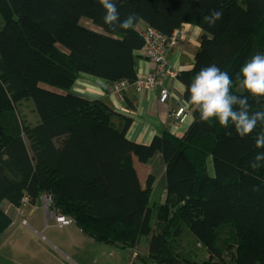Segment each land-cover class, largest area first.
<instances>
[{
    "label": "trees",
    "instance_id": "16d2710c",
    "mask_svg": "<svg viewBox=\"0 0 264 264\" xmlns=\"http://www.w3.org/2000/svg\"><path fill=\"white\" fill-rule=\"evenodd\" d=\"M116 4L120 20L135 13V26L147 21L167 37L185 23L203 29L194 67L177 74L187 102L199 70L216 64L232 77V93L248 96L252 111L261 109L240 69L264 55V0ZM212 10L223 12L215 26L204 19ZM104 15L98 0H0V233L24 197L34 203L47 194L55 212L88 237L136 247L135 264H264V161L251 167L264 152L255 147L264 124L241 139L216 118L201 122L188 102L194 121L183 137L162 130L150 144L130 140L131 118L70 92L83 74L111 85L138 79L144 39L136 28L108 26ZM83 17L100 30L82 25ZM30 100L35 124L18 109ZM158 152L166 163L167 198L154 208L152 178L142 186L135 157L145 163ZM190 246L205 248L207 257L187 255Z\"/></svg>",
    "mask_w": 264,
    "mask_h": 264
},
{
    "label": "crops",
    "instance_id": "0c3cea01",
    "mask_svg": "<svg viewBox=\"0 0 264 264\" xmlns=\"http://www.w3.org/2000/svg\"><path fill=\"white\" fill-rule=\"evenodd\" d=\"M93 29L100 30L99 28ZM203 34V29L197 25L185 23L182 26L178 44L168 48L166 52L169 73L162 74L163 84H159L154 90L146 88L140 91L136 85L130 84L122 90V97H120L111 89V84L105 79L83 74L77 79L70 92L86 99L101 100L116 113L131 118L132 123L127 137L136 143L150 144L154 136L162 130H167L177 137H183L194 121V117L187 124L180 125L171 115V111L179 106L188 105V102L185 99L184 83L177 75L170 72L189 71L194 67V56L201 46ZM155 70L156 65L153 60L143 56L139 58L138 75H145ZM162 87L167 88L170 92L169 100L165 103L159 101ZM135 166L143 187H146L149 178H152L151 206L155 208L164 203L167 198V176L166 163L162 154L155 153L145 163L135 157ZM45 196L46 194L42 195L34 203L29 201L26 205L36 208L41 205L45 215L52 218L59 227H63L57 223L56 212L52 206L46 204ZM20 209V206L16 208V213H22L23 209ZM79 229L81 230L80 227Z\"/></svg>",
    "mask_w": 264,
    "mask_h": 264
},
{
    "label": "rangeland",
    "instance_id": "374dc122",
    "mask_svg": "<svg viewBox=\"0 0 264 264\" xmlns=\"http://www.w3.org/2000/svg\"><path fill=\"white\" fill-rule=\"evenodd\" d=\"M81 24L99 28L86 17L81 19ZM29 102L25 101L18 106L20 117L35 124L32 100ZM208 171L214 175L212 158L208 159ZM22 209V213H14L11 226L0 233V264H128L130 248L88 237L75 223L59 227L52 218L45 215L41 205L36 208L25 204L21 206ZM189 238L185 236L184 242L187 243ZM145 244L146 240L142 238L140 245ZM185 253H191L198 261L207 257L206 249L202 247L192 250L190 246Z\"/></svg>",
    "mask_w": 264,
    "mask_h": 264
},
{
    "label": "clouds",
    "instance_id": "9594fccd",
    "mask_svg": "<svg viewBox=\"0 0 264 264\" xmlns=\"http://www.w3.org/2000/svg\"><path fill=\"white\" fill-rule=\"evenodd\" d=\"M98 2L105 10L103 17L105 24L123 30H134L135 13L120 20L116 0H98ZM222 17V11L212 10L204 19L210 26H215ZM240 73L243 76V87L256 98L255 103L261 105L259 111H252L248 96L232 93V77L216 64L202 67L196 74L189 87L188 102L199 111L201 122L216 118L223 128L234 127L236 134L244 139L255 131L258 124H264V99H262L264 98V55L259 53L253 55L241 67ZM226 135L231 136L232 132L228 131ZM255 147L264 149V131L257 136ZM260 161H264V152L256 155L251 167L259 168ZM253 190L257 191L258 188L254 186Z\"/></svg>",
    "mask_w": 264,
    "mask_h": 264
},
{
    "label": "built area",
    "instance_id": "2783aa9c",
    "mask_svg": "<svg viewBox=\"0 0 264 264\" xmlns=\"http://www.w3.org/2000/svg\"><path fill=\"white\" fill-rule=\"evenodd\" d=\"M135 28L144 39V46L142 49L143 57L153 60L156 65V70L154 72H148L145 75H138V79L136 80L134 85H136L137 89L140 91L146 88L154 90L159 84H163L162 74L169 73V70L167 69L168 62L166 59V52L168 48L174 47L178 44V38L180 37L181 29L174 31L170 37H167L161 31L152 27L147 21L144 20H140L136 24ZM170 73L175 76L178 74L177 71H172ZM127 85H130V83L124 80L112 84L111 89L117 95L122 97V90ZM169 97L170 92L168 91V89L162 87L159 93V101L161 103H165L169 100ZM171 115L178 120L180 125L187 124L189 120L194 117L193 111L189 107V105L179 106L178 108L171 111ZM44 198L47 204L54 208L52 196L46 194ZM22 202L28 203L29 199L27 197H24ZM55 218L57 223L62 226L70 225L74 222L73 219L64 214H56ZM131 253L132 256L128 264H135L140 252L135 247L134 249H131Z\"/></svg>",
    "mask_w": 264,
    "mask_h": 264
},
{
    "label": "bare ground",
    "instance_id": "6f19581e",
    "mask_svg": "<svg viewBox=\"0 0 264 264\" xmlns=\"http://www.w3.org/2000/svg\"><path fill=\"white\" fill-rule=\"evenodd\" d=\"M127 86H129V85H127ZM127 86H125L124 88H126ZM175 119H176V118H175ZM176 120H177V119H176ZM177 121H178V120H177ZM22 200H23V199H22ZM22 200H21V203H20V205H19L20 207H21L22 205H25V204H26V203L22 202ZM19 206H18V207H19ZM56 214H60V213H56Z\"/></svg>",
    "mask_w": 264,
    "mask_h": 264
}]
</instances>
